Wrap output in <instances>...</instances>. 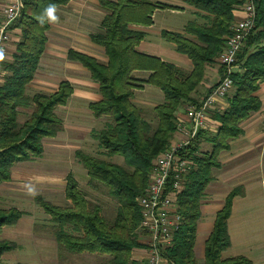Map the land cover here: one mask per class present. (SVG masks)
<instances>
[{"label": "trees", "instance_id": "trees-1", "mask_svg": "<svg viewBox=\"0 0 264 264\" xmlns=\"http://www.w3.org/2000/svg\"><path fill=\"white\" fill-rule=\"evenodd\" d=\"M21 1L23 7L15 22L21 38L0 83V183L10 179L14 164L41 155L43 137L55 136L61 130L62 121L54 113V108L65 104L72 92L68 81L60 82L57 90L51 94L37 92L28 97L24 92L34 77L45 48V32L48 29L45 10L49 5L64 4L68 0ZM184 1L206 13L209 23H186L185 32L195 36V40L166 30L161 31V36L173 43L177 52L190 59L192 69L187 73L171 63L135 50L144 32L130 29L129 24L149 25L156 8H169L149 0H98L108 13L101 21V31L91 34L90 39L103 47L106 63L77 50L70 49L67 53L68 59L79 62L98 83L101 98L88 105L92 115H107L112 119L95 133L98 145L106 156L123 159L122 165L80 149L74 153L86 169L88 180L105 185L109 197L117 201L118 207L111 224L106 222L99 206H89L71 173L65 177L64 190L69 205L58 206L40 196L35 197L36 203L57 227L54 232L56 241L71 253L109 255L106 264H136L130 259L132 249L140 244L136 232L140 222L136 198L145 190L153 160L166 149L172 138L176 110L184 101H191L189 104L198 102L192 99L191 93L203 80L205 67L218 60L231 34L234 9L244 2ZM253 3L254 29L238 55L240 69L233 74L234 90L227 98V106L213 115L218 127L216 133L207 139L210 149L202 154L198 151L197 141L204 134L202 131L190 147L189 154L195 167L188 173L177 200L182 223L173 234L172 244L161 251L170 264H198L193 246L204 188L213 178L212 169L219 166L218 154L228 148L229 139L242 133L240 121L260 107L255 91L258 81L264 78V0H253ZM40 17H43V23L38 19ZM135 70L150 71V74L141 81L133 77ZM142 83L156 86L163 94V101L153 107L157 120L154 126L142 116L141 110L132 101L134 90L141 88ZM30 104L33 106L32 112L18 127L17 108ZM234 193H230L224 207L216 215L212 232L205 242L203 264H250L243 257L222 259L220 256V252L229 245L226 222ZM20 215L21 212L15 208L0 209V227L14 224ZM15 246L14 243L0 241V255Z\"/></svg>", "mask_w": 264, "mask_h": 264}, {"label": "crops", "instance_id": "crops-1", "mask_svg": "<svg viewBox=\"0 0 264 264\" xmlns=\"http://www.w3.org/2000/svg\"><path fill=\"white\" fill-rule=\"evenodd\" d=\"M149 1L155 2V4H165L169 8H156L151 15L152 23L149 25L129 24L130 29L144 32V37L138 42L135 50L141 54L154 56L161 61L171 63L186 73L189 72L192 69L190 59L186 55L177 52L173 43L162 38L161 31L179 32L185 37L195 40V36L186 33L184 27L188 21L208 24L207 14L197 10L184 0ZM4 3L5 0H0V22L3 18ZM55 8V15L58 20L56 22L48 20V29L45 32V48L39 63H37L38 67L34 77L26 85L24 92L28 97L37 92L51 94L57 90L60 82L68 81L72 87V92L65 104L54 108V113L61 120L62 116L56 113L57 110L66 111L68 114L73 115L72 120L77 121L79 115L75 114L78 108L75 107L70 111L68 109L69 105L73 99L77 103L84 102L86 107L81 112L89 125L86 128L79 127L74 123L73 125L65 123L62 119V128L55 136L42 138L43 151L40 155L41 158L51 153L50 156L57 161L62 159L61 156L68 150L67 143L70 141L77 140L81 135L83 137L89 135L94 139L95 133L99 131L97 130L99 126L91 125L107 116H94L96 119L91 117L93 115L88 108L89 103L96 102L101 98L98 83L90 77V73L79 62L68 59L67 53L70 49L77 50V52L96 58L101 63H106L107 56L103 47L93 43L90 35L101 31V21L108 11L99 5L98 0H68L64 4L56 5ZM241 16V9L239 7L235 8L234 19H239ZM8 38V52L0 68V83L4 80L7 73L6 65L12 61V56L21 38L20 29L16 24L9 27ZM62 55L63 61L60 57ZM66 69L76 70L77 72L84 70L88 77L82 83V80L80 81L77 76L78 74L76 76L73 74L65 75ZM220 69L218 60L214 64L205 67L203 80L191 93L192 99L199 101L218 82L221 76ZM239 69L238 64L235 72ZM149 72L135 70L132 75L134 78L144 81L148 78ZM37 76L40 78L39 81L36 79ZM49 84H52V87L50 90H46L49 89ZM30 86H33L32 89L35 90L40 89L41 92L36 91L28 95L27 90ZM76 87H79V89ZM233 90L232 87L229 95L233 93ZM134 91L139 92V94L135 95L136 92H134L133 102L142 109L153 108L162 102V92L151 84L142 83L141 88ZM255 95L260 101V107L257 111L250 112L246 118L240 121L239 127L242 133L229 139L228 148L218 154L219 166L212 169L213 178L204 188L200 200V216L196 222L193 246L195 261L198 264L204 263L205 242L212 232L216 215L224 207L232 191H235V193L231 197L230 213L226 222L229 245L220 252V256L222 259L243 257L250 264H264V78L258 81V89L255 91ZM186 106L179 107L175 116L181 114ZM28 108L30 109V115L33 109L32 104L18 107L17 118L19 112H24ZM225 108L221 104L215 105L208 114L210 121L216 124L217 127L218 122L213 118V115L222 112ZM71 137H75V139H71ZM79 149L74 148L73 154ZM35 158L37 157L16 164L31 162V160L35 162ZM76 161L78 162L77 159ZM59 164L63 166L62 163ZM78 164L80 163L78 162ZM82 168L83 176L88 178L86 169L83 166ZM68 173H71L77 181L74 172L68 171ZM13 174L11 172L10 179L0 183V209L15 208L21 212V215L14 224H6L0 227V241H7L16 245L0 255V264H59L56 262L58 259H61L63 263L65 256L73 255V253L60 247L55 236L51 233L54 224L48 223L50 216L44 213L46 216L43 217L42 212L44 211L38 204L34 205L36 207L32 206V199H35L36 196L33 197V194L28 192L29 187L25 185V182L28 183L31 179L40 177L41 180H44L45 187L56 186L57 188L60 186L65 197V177L67 174L62 179L54 181L52 177L24 172L18 175L20 181H16L17 183L14 181ZM27 193H29L28 201ZM43 218L46 222L38 221ZM137 234L140 244L132 249L130 256V259L136 264L149 253L145 235L142 232H137ZM91 258L93 264H106L110 256L94 254ZM159 264L170 263L163 257L160 259Z\"/></svg>", "mask_w": 264, "mask_h": 264}, {"label": "built area", "instance_id": "built-area-1", "mask_svg": "<svg viewBox=\"0 0 264 264\" xmlns=\"http://www.w3.org/2000/svg\"><path fill=\"white\" fill-rule=\"evenodd\" d=\"M243 1L239 6L242 16L234 20L231 34L219 56L222 73L218 82L197 103L188 104L176 116L172 138L166 149L153 160L145 190L136 198L140 211L139 229L147 237L145 242L150 253L149 258L137 264H159L163 258L161 251L172 244L173 234L182 223L177 200L188 173L195 167L189 154L191 144L201 131L216 133L217 126L210 121L208 114L215 105L227 106L233 86L232 77L238 67V55L254 29L253 0ZM22 7L21 0H5L0 22V49H3L5 57L9 27L19 19ZM3 62L0 61V68Z\"/></svg>", "mask_w": 264, "mask_h": 264}, {"label": "rangeland", "instance_id": "rangeland-1", "mask_svg": "<svg viewBox=\"0 0 264 264\" xmlns=\"http://www.w3.org/2000/svg\"><path fill=\"white\" fill-rule=\"evenodd\" d=\"M207 22L209 23V19ZM60 57L63 61V55ZM218 61H219V58H218ZM85 70L88 71L87 69H85ZM72 74L74 76H76L78 74L77 76L80 79V81L82 80V83H84V80H86L88 77L85 74L84 70H80L79 72H77L76 70L66 69L65 75H72ZM36 79L39 81L40 80L39 76H37ZM36 83H38V82H36ZM30 87L28 88L29 90H27L29 92L28 95L33 94L36 91H40V89H38V90L32 89L33 86H30ZM51 87H52V84H49V89H46V90H50ZM76 88L79 89V87H76ZM134 92H136V91H134ZM137 94H139V92H136L135 95H137ZM133 99H134V97H133ZM162 101H163V99H162ZM194 101L197 102V100H194ZM189 103H192V102L191 101H184L179 107H182V106L184 107V105L186 106ZM85 105H86V103H84V102L77 103L74 99L71 102V104L69 105L68 109L70 111H71V109H73L75 107L78 108L79 111L76 110L77 113L75 114V115H79L77 121L72 120L73 115L68 114L66 111L58 109L56 113L59 116H62V119H64L65 123H69L72 125L74 123V124L79 125V127L81 126V127L86 128L89 125L87 124L88 122H87V119L84 117V114L81 112L82 110L85 109V107H86ZM138 108L141 110L142 116L147 121H149L151 125L154 126L156 124L157 120H156V116H155V113L153 111V108L152 107H148V108L143 107L144 109H142L140 107H138ZM29 111H30V109L28 108L24 112H19L18 118L16 119L18 127H21L22 123L25 120H27L25 118H28ZM91 117L93 119H96L94 116H91ZM111 121H112L111 117L106 116L105 118H101L100 120L94 122L95 124L91 125V126H99L97 128V130H100V129L104 128L107 123H109ZM214 133L215 132H208L207 131V132H204L203 135L201 134L202 136L200 138H198V141H197L199 153L202 154L204 151H208L210 149V144L207 141V139H208V137H210ZM71 139H75V137H71ZM199 139H201V141ZM73 141H70L69 143H67L68 144V148H67L68 150H66V152L61 156L62 159H60V160H57V161L54 160L53 157L50 156L51 153H49L48 156L46 155L45 157L43 156L42 158H41V156L35 158L34 159L35 162H32L33 160H31V162H27V163H23V164H16L13 168H11V172L14 173L13 174L14 175V181L15 182L20 181L18 178V175H20L21 173H24V172L36 174L38 176L52 177L54 181L62 179L63 176L65 177V175L68 173V171L74 172L77 176L76 178L78 181L77 182L78 188L84 194V196H85L84 198H86V200L88 201L89 206L90 207H92L94 205L99 206V208L101 209L100 211H101L102 216L104 217V219L106 220V222L108 224L109 223L111 224V222L113 221V219L115 217L116 210L118 207L117 201L115 199H113L112 197H109L108 189L105 185L98 183V182H95V181L90 182V180H88L87 177L83 176L82 165L78 164V162L74 158L73 150H74V148H80V151L83 150L84 152H86L92 156H95V157L103 159V160L118 162L119 164H122V165H123V159L121 157H118V156H113V157L106 156L103 148H101L98 145V143H97L98 140H96L95 137L93 139L89 135H86L85 137H83L81 135V137H78L77 140L75 139ZM70 143L73 145H71ZM59 163H62L63 166H61ZM43 181L44 180H41L40 177L39 178L35 177V178L31 179L30 181H28V183L25 182V185L28 186L29 189L31 188L33 190L31 192L33 194V197L40 195L41 198L50 201L54 205H58V206L69 205L70 202L63 196L60 186L57 188H56V186L45 187L44 186L45 183ZM26 197H27V201H28L29 193H27ZM32 200H33L32 206L37 205L34 198ZM34 207H36V206H34ZM42 214H43V217L46 216V214H44V212H42ZM41 220L43 222L44 221L46 222V220H44V218L39 219L38 221L40 222ZM48 223H53V222L48 220ZM56 228L57 227H55V225H54L53 229L51 230V233L53 234V236H54V232H55ZM136 232L141 233V230L139 229V224L137 226ZM137 236H138V234H137ZM138 238H139V236H138ZM145 239H147V237H145ZM60 247H63V246L60 245ZM63 248L65 249V247H63ZM64 254H66V253H64ZM93 256H94V254L88 253V252H79V253L73 252V255L65 256L63 263L61 262V259H58V261H56V262H58L59 264H93V263H91L93 261L91 257H93ZM149 256H150V253H147V255L144 256L142 259H140L138 262L140 263V261H143V260L149 258Z\"/></svg>", "mask_w": 264, "mask_h": 264}, {"label": "clouds", "instance_id": "clouds-1", "mask_svg": "<svg viewBox=\"0 0 264 264\" xmlns=\"http://www.w3.org/2000/svg\"><path fill=\"white\" fill-rule=\"evenodd\" d=\"M56 8L55 5H49L47 9L45 10V15L47 16L48 20L52 22H56L58 20V17L55 15ZM40 19V22L43 23V17L38 18ZM5 59V54L3 49H0V61H3ZM33 190L30 188L29 192L31 193Z\"/></svg>", "mask_w": 264, "mask_h": 264}]
</instances>
